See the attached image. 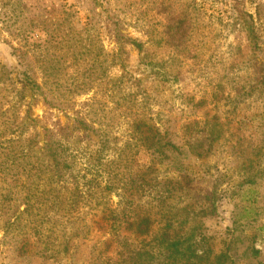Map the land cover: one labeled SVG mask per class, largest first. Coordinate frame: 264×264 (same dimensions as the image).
Here are the masks:
<instances>
[{"label":"rangeland","instance_id":"1","mask_svg":"<svg viewBox=\"0 0 264 264\" xmlns=\"http://www.w3.org/2000/svg\"><path fill=\"white\" fill-rule=\"evenodd\" d=\"M160 1L189 15L184 47L162 39ZM107 11L141 52L114 41ZM14 47L44 92L35 125ZM18 124L23 138L66 125L72 166L58 197L42 173L6 235L0 220V264H172L164 229L194 264L229 239L236 264H264V0H0V130ZM156 132L167 157L146 146Z\"/></svg>","mask_w":264,"mask_h":264},{"label":"trees","instance_id":"2","mask_svg":"<svg viewBox=\"0 0 264 264\" xmlns=\"http://www.w3.org/2000/svg\"><path fill=\"white\" fill-rule=\"evenodd\" d=\"M244 4L234 3L232 6L243 18V24L248 31L250 41L256 46L257 35L251 21L252 14L243 8ZM158 11L163 14L161 33L164 42L175 49L184 47L189 38L191 26L189 15L183 10L176 11L171 3L163 1L158 3ZM105 21L110 23L111 27H109V23H106L105 28H109V33L116 43L131 44L139 52L142 51V42L122 31L125 23L118 13L107 11ZM13 53L16 55L20 66L16 74L17 83L20 84L21 91L29 92L25 118L33 121L31 124L35 125V119L31 116L33 102L38 97H42L44 92L41 85L33 78L32 72L24 65L26 51L22 50L21 47H14ZM43 101L49 102L44 97ZM73 128L82 131L81 135H78L80 137L87 136L89 129L94 130L85 120L79 119L75 120ZM139 128L140 124L135 122L134 129L139 130ZM21 130L22 125L19 124L11 129L0 130V220L6 224L5 235L8 233V228L10 229L18 220L19 215L33 206L35 196L32 194V190L38 187V177L42 173H47L48 181L54 188L52 191H56L53 195L58 197V191L67 185V168L72 166L68 152L69 132L66 125H57L54 128L44 127L42 136L38 131H35L28 138L22 137ZM158 135L159 133L156 132L147 137L146 146L151 154L167 157L168 154L164 150L169 149L174 152L177 146L169 141H162ZM176 168L179 169L180 165H177ZM18 200L24 204L22 211L17 205L13 207ZM141 220L148 221V218L142 217ZM166 226L168 228L169 223ZM160 237V244L167 249V256L172 264H194L190 258L189 247L183 248V245H180L183 241L173 239L168 230L165 229ZM20 244L16 245V248L22 251L23 243ZM234 244V239H229L224 250L216 256L217 264H236L234 252L231 253ZM252 252L258 253L255 249Z\"/></svg>","mask_w":264,"mask_h":264}]
</instances>
